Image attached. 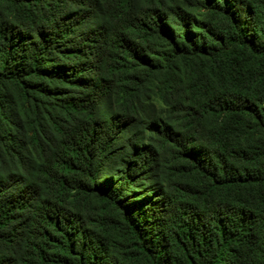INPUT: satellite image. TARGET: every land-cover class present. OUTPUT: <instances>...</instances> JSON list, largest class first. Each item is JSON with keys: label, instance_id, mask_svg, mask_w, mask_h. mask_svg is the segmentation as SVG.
I'll return each instance as SVG.
<instances>
[{"label": "trees", "instance_id": "trees-1", "mask_svg": "<svg viewBox=\"0 0 264 264\" xmlns=\"http://www.w3.org/2000/svg\"><path fill=\"white\" fill-rule=\"evenodd\" d=\"M0 264H264V0H0Z\"/></svg>", "mask_w": 264, "mask_h": 264}]
</instances>
